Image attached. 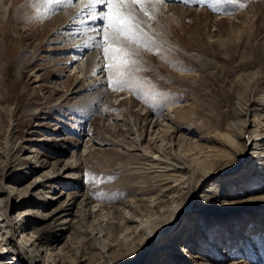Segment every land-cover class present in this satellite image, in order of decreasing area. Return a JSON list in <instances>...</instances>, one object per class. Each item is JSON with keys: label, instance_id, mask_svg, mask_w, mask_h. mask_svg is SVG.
<instances>
[{"label": "rangeland", "instance_id": "rangeland-1", "mask_svg": "<svg viewBox=\"0 0 264 264\" xmlns=\"http://www.w3.org/2000/svg\"><path fill=\"white\" fill-rule=\"evenodd\" d=\"M68 2L0 0V264H264V0H150L120 90Z\"/></svg>", "mask_w": 264, "mask_h": 264}, {"label": "snow or ice", "instance_id": "snow-or-ice-1", "mask_svg": "<svg viewBox=\"0 0 264 264\" xmlns=\"http://www.w3.org/2000/svg\"><path fill=\"white\" fill-rule=\"evenodd\" d=\"M147 2L150 0H88L86 5L89 22L96 19L103 22L100 29L103 39L98 40L96 46L103 48L106 61L113 60V63H106L104 67L108 73V87L112 90H120L129 83L123 77L127 69L135 64L130 58L137 54L130 45L140 44L149 47L147 34L137 12L138 10L145 16L150 15L145 7ZM164 2H175V0H164ZM184 2L187 3L188 0ZM201 2L203 3L204 0ZM208 7L213 11L216 10L211 4ZM105 44L108 46L104 47ZM122 52L124 58L116 63L114 58L119 57Z\"/></svg>", "mask_w": 264, "mask_h": 264}, {"label": "bare ground", "instance_id": "bare-ground-1", "mask_svg": "<svg viewBox=\"0 0 264 264\" xmlns=\"http://www.w3.org/2000/svg\"><path fill=\"white\" fill-rule=\"evenodd\" d=\"M69 1V2H71V3H76V4H78V9H87V7H86V5H87V3H88V0H65V3H67V2ZM77 1V2H76ZM63 2V1H62ZM68 2V3H69ZM64 3V4H65ZM60 4V3H59ZM75 4V5H76ZM77 7V6H76ZM75 7V8H76ZM97 10H99V8L97 9ZM79 11V10H78ZM77 11V12H78ZM88 11V10H87ZM86 10L84 11V10H82V12H87ZM76 12V13H77ZM79 13V12H78ZM84 14V13H83ZM85 15V14H84ZM87 15V14H86ZM81 16V15H80ZM80 16H77V18L78 17H80ZM82 17V16H81ZM84 19V18H83ZM83 19H81V20H83ZM74 20H76V18H74L73 19V21ZM78 20H80V19H78ZM86 20V19H85ZM77 21V20H76ZM75 21V22H76ZM95 21V20H94ZM96 22L98 23V22H100V21H98V19H96ZM74 23V22H73ZM79 23H81V22H79ZM78 23V24H79ZM86 23V22H85ZM88 23H90V22H88ZM93 22H91V24H92ZM99 24V23H98ZM90 25V24H89ZM94 25V24H93ZM75 26V25H74ZM81 26V25H80ZM79 26V27H80ZM84 26H86V25H84ZM84 26H83V28H84ZM92 26V25H91ZM69 27V26H68ZM71 27V26H70ZM73 27V26H72ZM88 27V26H87ZM77 28H78V26H77ZM76 28V29H77ZM81 28V27H80ZM92 28H93V26H92ZM91 27H90V29H92ZM94 28H95V26H94ZM93 28V29H94ZM86 30H88L87 28H85ZM100 29V28H99ZM75 31V30H74ZM85 31V30H84ZM97 31V30H96ZM71 32H73V31H71ZM88 32V31H87ZM76 34V33H75ZM92 34V33H91ZM74 35V34H73ZM90 34L88 33V35H87V37H88V39H89V47H87V46H84L83 45V47H82V49H84V48H87L88 49V52H89V56H88V63L87 64H89V63H91L92 62V54H91V46L94 44V42H95V38H94V36H89ZM94 35H96L95 33H94ZM78 37V36H77ZM96 37V36H95ZM87 39V40H88ZM97 40V39H96ZM99 40V39H98ZM84 43H86V41L84 42ZM87 43H88V41H87ZM76 45V44H75ZM72 47H74V46H72ZM78 51V50H77ZM86 54V53H85ZM81 64V63H80ZM85 72V71H84ZM97 88V87H96ZM102 89V88H101ZM101 91V90H100ZM103 92V91H102ZM261 131V130H260ZM254 133V132H253ZM263 135V139H264V132H258V133H256V134H254V135H252L251 137H252V139H254V140H256V144H254V147L253 148H257L256 146H258L257 145V143H259L258 141H259V137L260 136H262ZM261 138V137H260ZM155 160V159H154ZM39 168H41V170H43L44 169V166L43 165H40V167ZM14 205H12L13 207H17V206H19V204H21L20 202H15V203H13ZM86 210V209H85ZM88 211L89 210H87V214H88ZM94 211V210H93ZM82 214V213H81ZM80 216V215H79ZM52 217H54V216H52ZM83 217V216H82ZM51 218V217H50ZM146 225V224H145ZM256 225V224H255ZM14 228H15V231H17L18 229H19V227L16 225H14ZM108 228V227H107ZM49 229V228H48ZM107 230H109V229H107ZM99 232H100V234H99V237H101L102 236V240H104L105 242H107L106 240H110V238H111V235H110V233L109 232H107V231H102V230H99ZM51 236H52V238L54 239V241H55V239L56 238H59V235H55V233L54 232H52V234H51ZM175 238H177V236H175ZM112 239V238H111ZM59 239H57L56 241H58ZM178 240H180L179 238H178ZM29 241V244L27 245V248L26 249H23L24 248V246L23 245H21L20 243H18L17 244V251H16V253H15V255H14V257H13V259H12V261L17 257H19V258H25V256H26V253L28 252L29 253V257H30V260H31V262H34L35 264H37L39 261H41V260H43L44 261V264H47V262H48V257H47V255H48V251H49V249L50 248H45L44 246H45V244H46V241L47 240H45V236H42V235H37L36 236V238L35 239H33V238H27V239H25V242H28ZM55 241V242H56ZM108 243V244H107ZM107 243H105V245H104V247H103V252L105 251V252H107V251H110V250H112V248H113V246H114V243H112V242H107ZM44 245V246H43ZM116 245V244H115ZM49 246V245H48ZM174 245H172V246H170V245H164V246H162V248H161V250L162 251H164L163 253L165 254V253H167V251L168 250H172V247H173ZM2 249V248H1ZM105 249V250H104ZM45 251H47L45 254H44V252ZM173 252L174 251H177V249H173L172 250ZM14 253V252H13ZM13 253H10V254H8V255H6V254H3L2 252H0V258H4V259H6V256L8 257L9 255L10 256H13ZM110 254V253H109ZM108 254V255H109ZM58 259H56V257L55 258H53V262L51 263V264H58L59 263V261H57ZM11 260H10V262L9 263H6V264H13V262H12ZM25 264H27V263H25ZM110 264H118V263H115V262H110Z\"/></svg>", "mask_w": 264, "mask_h": 264}]
</instances>
